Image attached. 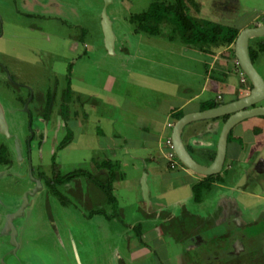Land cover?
Instances as JSON below:
<instances>
[{
    "label": "rangeland",
    "instance_id": "374dc122",
    "mask_svg": "<svg viewBox=\"0 0 264 264\" xmlns=\"http://www.w3.org/2000/svg\"><path fill=\"white\" fill-rule=\"evenodd\" d=\"M152 4L153 0H0V105L10 135L19 138L23 160L28 159L24 164L16 140L0 133V146H5L0 157L10 153L13 161L11 166L0 164V173H4L0 179L1 218L16 211L35 184L30 176L27 138L32 131L43 132L46 138L40 149L43 138L31 144V169L34 178L43 176L42 188L29 199L24 216L15 221L19 252L17 256L8 254V239L0 233V264H185L187 260L257 264L264 260V132L256 118L247 120L258 129L243 137V158L227 159L219 178L224 187L201 189L198 195L194 190L196 198L202 195L204 200L191 201L187 210L174 203L171 208L177 217L171 222L163 223L153 209L147 211L156 188L167 191L174 188L171 183H177L169 178L160 182L161 174L155 176L150 162L143 158L147 150L115 156L122 167L116 171L117 179H89L80 174L68 185L57 183V177L76 169L107 172L98 170L94 161L101 163L110 157L103 147L113 133L110 122L115 123L118 135L125 134L140 145L149 135L144 131L147 113L154 111L150 116L160 124L172 109L200 91L203 80L198 78L208 52L182 42L179 32L174 33L167 24L158 35L137 31L135 16L139 18ZM189 5L196 18L241 30L264 23V0H191ZM104 15L116 39L113 47L107 45ZM261 39L251 40L252 53ZM254 65L264 78V53L254 59ZM213 85L202 99H215L225 92L222 86ZM51 92L55 98L50 111L53 120L45 124L35 111L43 114L42 106L47 105ZM31 96L34 100L27 111ZM62 96L71 102L69 124L64 126ZM210 123L219 131L223 122ZM100 128L106 137L99 135ZM188 128L183 134L187 148L199 163L208 164V146L198 139L197 149H191ZM241 130L237 127L232 134ZM258 143H262L261 149ZM156 148H151L155 157ZM161 163L165 173H177L167 167L166 160ZM44 177L56 182V188H50ZM188 194L190 190L185 189L181 196L173 193L169 198L176 201ZM223 198L242 204L245 225L235 221L232 228L230 221L226 225L241 236L234 250H228L230 239L222 248L211 242L215 236L209 230L220 231L210 227V222H218L211 214ZM208 214L210 219L204 220ZM202 220L199 231L187 236L189 228ZM161 225L172 231L157 242Z\"/></svg>",
    "mask_w": 264,
    "mask_h": 264
},
{
    "label": "crops",
    "instance_id": "0c3cea01",
    "mask_svg": "<svg viewBox=\"0 0 264 264\" xmlns=\"http://www.w3.org/2000/svg\"><path fill=\"white\" fill-rule=\"evenodd\" d=\"M180 39L182 41V38ZM172 40H175V39H172ZM115 42H116V39H114V44ZM208 56H209V59L204 60V62H202V67L204 66V71H201L198 79L203 80V83H202L203 85L198 93L191 95L178 108L172 109L166 116L165 120H163L160 124L154 123L155 122L154 118L150 116L154 111H150L149 113H147V122L145 123L146 126H144L145 127L144 131L146 134H149V135L146 136L144 142H142L140 145H136L132 143L130 139L128 138V136L126 137L125 134L123 136L118 135L115 130L116 128L115 123L110 122L109 124L113 126V129H112L113 133L111 136H108L107 138L108 142L106 144H103L104 149L108 151L106 155L110 156L108 160L114 163L117 162L118 164L120 163L119 158L118 157L115 158V156H120V155L127 154V153L131 154V152L138 153L136 150H140V149L147 150V151H144L146 152L145 154H142L143 158L146 162H150L151 169L154 171L155 176L161 174L160 182L162 183L163 181H166L165 179L167 178H169V181L172 180V182H177L175 184L171 183L174 185L173 186L174 188L167 189V191H162L157 186L158 188L154 190L155 195L154 197L151 198L150 204H148V208H147L148 213H151L150 211L151 209H153V211L156 212V217L159 220L161 219L163 223L169 222L170 220L177 217V215L174 213V211L171 208L174 203L175 205L178 206V208H180V210L181 209L187 210L186 206L191 201L195 203L203 202L204 199L202 195L200 196V199L198 200L196 199V196L194 195V190L197 186L200 185L201 189H205V190H209L214 187H219V188L224 187L221 181L219 180L221 174L211 176L208 178V177L197 175L193 173L192 171H190L189 169L186 170L182 168L181 166L174 169L173 172L177 171V173H165L166 167L161 163L162 160H166L164 158L165 154L161 150L164 145L163 141L167 140L168 138H171V135H172L171 131L173 129V126L177 122L175 117L178 113H182V112L184 113V110L187 108H189L190 110L186 111L183 115H186L189 113L200 112V111H203L202 108L210 102L223 101L224 103H228V102L234 101L239 95H242V96L245 95L246 94V93L244 94L245 90L248 91V88L244 87L242 83V80L244 79L245 75L242 72L241 68L239 67L237 59L234 56H232V47L215 49L211 53H208ZM186 72H189V71H186ZM213 84L222 86L223 89H225V92L218 94L215 99L211 98L210 96L206 99H202V97L205 96L206 93L210 92L212 88H214ZM197 100H199V102L192 105V103H194ZM151 110H155V108H152ZM84 113L88 117V114L86 112ZM252 119H255V118H252ZM86 120L87 118H85V120L83 119L80 125L84 123ZM255 120H257L256 124H259V128H261L262 131L264 132V120L258 119V118H256ZM210 121L211 120L194 122L188 125L184 129V132H185V130L189 127L187 131V135H188V144L190 145L191 149L193 150L197 149V145L199 143L198 139L201 140V142L204 145L208 146L207 150L209 152V156L206 159V161L208 160L209 163L205 165L211 164L216 156L217 143H218L219 136L221 133V128L223 126L222 124L221 128L218 131V128L212 127V124L210 123ZM237 127H240L242 130H241V133L239 134L231 133L232 136L230 135L231 137H229L226 162H227V159L230 157L232 158V160H235V161H239L240 159L243 158L244 154L243 152L241 153L242 151L241 145L243 144V137H246L248 134L253 132L255 127L257 128V126L248 124L247 121L243 122L242 124L237 125L234 129H236ZM203 130L206 133L205 135L201 136L200 134H202ZM170 132L171 134H169ZM98 133L100 136L102 135V137H106L103 129L100 128L98 130ZM152 146H157L156 149L158 150L157 151L154 150L155 153L158 152L156 157L153 154V151L151 150ZM262 147H263L262 143H260L257 146V148H260V149ZM225 165H224V168H225ZM167 167H169L168 164H167ZM120 169H122V167ZM160 187H161V184H160ZM179 187H181V189H179ZM185 189L186 190L189 189L190 194L183 196L176 201L170 200L169 198L170 195H172L173 193H177L178 196H181L180 194L184 193ZM241 207H242V204L234 199H231L230 201H228L225 198H223L222 200L220 199L219 202H217L216 204V209L214 213L211 214L213 216L215 214V217L219 216L220 218L219 219L217 218L218 222L216 224H214L213 222L214 225L212 224V222H210L211 228L217 227V228H220V231L219 230L215 231V229H210L209 231L210 236L211 237L219 236L223 232L225 228L223 226H226V222H228L227 221L228 218L233 217L236 210L242 211ZM209 216L210 215L208 214L206 219L204 220H207ZM0 217H1V214H0ZM204 220H202V222L200 221V224L198 225L195 224L196 225L195 228L191 227L192 229L190 230V232L191 233L196 232L197 226L201 225ZM161 227H162V231L160 229V226H159V229L157 230L158 231V233L156 234V237H158L157 242L160 241V238L163 235H169L171 231V230H168L163 225H161ZM185 264H187V261Z\"/></svg>",
    "mask_w": 264,
    "mask_h": 264
},
{
    "label": "water",
    "instance_id": "95a60500",
    "mask_svg": "<svg viewBox=\"0 0 264 264\" xmlns=\"http://www.w3.org/2000/svg\"><path fill=\"white\" fill-rule=\"evenodd\" d=\"M104 18L106 22L105 33L107 36V45L108 47H113L115 39L114 33L110 28V22L107 16L104 15ZM263 37L264 23L256 27H247L241 30L234 44V53L238 65L252 84V89L246 96L211 109L186 114L173 126L171 135L173 151L175 152L181 164L197 175L211 177L220 174L223 171L224 165L226 163L229 136L232 130L245 120L256 117H264V106L254 107L255 105H258L264 101V79L256 69L251 59L249 50L251 40ZM227 116L228 118L225 121L219 136L214 160L209 165H203L199 163L190 153L183 140L184 129L194 122L216 120ZM0 132L3 135L8 137L10 136L9 128L4 118V112L1 105ZM16 145L19 157L22 159L18 139H16ZM1 176L2 174L0 175V178ZM30 176L33 182L36 184V187L24 195L23 201L16 211L6 216L5 225L1 232L3 236L9 237L10 245L13 248L10 253L13 255H17L20 248L18 242L19 233L15 225V221L24 216L26 209L30 205L29 199L34 197L42 188L41 180L33 177L31 166Z\"/></svg>",
    "mask_w": 264,
    "mask_h": 264
},
{
    "label": "trees",
    "instance_id": "16d2710c",
    "mask_svg": "<svg viewBox=\"0 0 264 264\" xmlns=\"http://www.w3.org/2000/svg\"><path fill=\"white\" fill-rule=\"evenodd\" d=\"M190 1L191 0H153V4L146 13H143L139 18L138 16H135V21L139 22L137 31L158 35L161 33V26L167 24L169 26H173L174 33L179 32L183 38V42L187 45L197 46L202 52L208 53H211L215 49L232 47V54L235 57L234 44L241 29L194 17L189 7ZM152 24H154L153 30H151ZM171 39L174 38L171 37ZM257 44V49L256 47H253V53L251 51V47L249 49L253 62L254 59H257L264 53V38H262ZM222 104H224L223 101H214L208 103L202 109H211ZM183 116V113H178L175 118L178 121ZM0 161H4L3 163H6L7 157H0ZM98 166L101 169L110 170L108 175L109 179L118 178L116 170L119 168V164L117 162L113 163L111 161H104L98 163ZM77 171L78 170L64 177H57V183L62 184L66 181H70L75 176H81L80 174H84V176H87L89 179L93 178L92 175L85 170L80 169L78 171L80 172L79 174ZM94 178H96V176ZM48 183L53 187L56 182L48 181ZM98 185L101 187L103 184L98 183ZM195 190L197 192L196 195H198V191L201 190L200 185L197 186ZM56 194L59 196L58 192H56ZM61 199L63 200L64 198ZM196 199L198 200V198ZM110 201H113L111 197Z\"/></svg>",
    "mask_w": 264,
    "mask_h": 264
},
{
    "label": "flooded vegetation",
    "instance_id": "af4514ba",
    "mask_svg": "<svg viewBox=\"0 0 264 264\" xmlns=\"http://www.w3.org/2000/svg\"><path fill=\"white\" fill-rule=\"evenodd\" d=\"M193 4H194V2H193ZM189 7H190V5H189ZM215 23H218V22H215ZM222 24V23H221ZM260 25V24H259ZM256 26H258V25H256ZM256 26H252V27H256ZM264 38V37H263ZM258 45V44H257ZM254 63V62H253ZM262 76V75H261ZM263 77V76H262ZM264 79V78H263ZM242 83H243V85H244V87H246V88H248V91H247V93L245 94V95H239L235 100H237V99H240V98H242V97H244V96H246L250 91H251V86H252V84H251V82H250V80L245 76L244 77V79L242 80ZM54 95H53V93L51 92V98L49 99V101H48V103H47V105L45 106H42L43 107V114L42 115H38L37 114V112L35 111V109H34V111H35V113H36V115L43 121V122H46L45 124H49V121H51V120H53V118L51 117V115H50V111L52 110V106H53V102H54ZM33 100H34V96H31V98H29L28 100H27V111H29V105L30 104H32V102H33ZM263 102V101H262ZM262 102L261 103H259L258 105H255L254 107H257V106H264V105H262ZM69 103H71V102H68V100L64 97V96H62V105H61V115H62V117H63V119L66 121V124H63V126L64 125H67V124H69V120H68V118H67V116H68V110H69ZM38 104H36V106H37ZM35 106V107H36ZM34 107V108H35ZM68 109V110H67ZM66 118H67V120H66ZM227 118H228V116L227 117H223V118H220V121L221 122H223L222 124H224L225 123V121L227 120ZM257 118V117H256ZM259 118H264V117H259ZM224 119V120H223ZM216 120H218V119H216ZM209 121V120H208ZM247 120H245V121H243V122H246ZM242 122V123H243ZM242 123H240V124H242ZM60 127H62V125L60 124L59 125ZM58 126V127H59ZM30 128H31V126H30ZM233 131V130H232ZM232 133V132H231ZM231 133H230V135H231ZM31 136V138L29 137V138H27V140H26V144H27V155H28V150H30L29 152V154H30V166H31V168H32V158H31V155H32V149H31V144L36 140V142L37 143H39L38 141H41L40 139L41 138H45V135H44V133L43 132H38V134H36L35 132H33L32 131V134L30 135ZM230 137V136H229ZM9 138H13V140L15 139H18V142H19V138L17 137V136H9ZM46 139V138H45ZM45 139H44V141H41V143H39V146H38V148L40 149V148H42V146H43V143L45 142ZM62 145V144H61ZM16 147H17V145H16ZM19 147H20V150H21V156H22V159H21V161L23 162L24 160H23V153H22V148H21V144H20V142H19ZM59 148H62V147H59ZM163 153L165 154V159L167 160V164H168V166L171 168V166H170V162H169V160L166 158V154L169 152V148H167L166 147V140H165V143H164V145H163ZM5 149V146L4 145H1L0 146V153L3 151ZM16 150H17V148H16ZM189 150V149H188ZM190 151V150H189ZM9 153V152H8ZM190 153H191V151H190ZM11 155H10V153L8 154V157H7V162L6 163H3L2 161H0V164L2 163V164H4V165H6V166H11L12 164H13V161H12V158L10 157ZM106 161H110V160H108V159H106ZM27 162H28V159L27 160H25L24 161V164H26L27 165ZM95 162V166H96V168L98 169V170H104V169H101V168H99V166H98V163L99 162H96V161H94ZM104 162V161H103ZM112 162V161H111ZM114 163V162H113ZM181 163V162H180ZM178 167H180V166H178ZM172 170H174V169H176V168H171ZM224 169V168H223ZM76 170H79V169H76ZM76 170H73L72 172H74V171H76ZM105 170H107V172L106 173H103V174H94L93 172H88L90 175H92V177L94 178L95 176L96 177H99V176H101V177H107L108 175H109V173H110V170L109 169H105ZM117 170H119V172H120V166H119V168L117 169ZM116 170V171H117ZM32 171H33V169H32ZM2 174V176L1 177H3L4 176V173H0V175ZM69 174H71V173H69ZM69 174H67V175H69ZM221 174V173H220ZM67 175H63L62 177H64V176H67ZM79 177L80 176H75L73 179H71L70 181H72V180H75V181H77L78 179H79ZM119 177H120V174H119ZM42 178H43V176H40V178H37V179H39V180H41V182H42ZM44 178H46V177H44ZM1 179V178H0ZM48 181H53V180H51V179H49V177H47L46 178V182H47V185L50 187V188H56L55 186H50L49 185V183H48ZM70 181H68V182H64V183H62V184H60L61 186H65V185H68L69 184V182ZM144 186L146 187V184H144ZM36 187V184H34L33 186H32V189H34ZM148 192V191H147ZM247 192V191H246ZM15 211V210H14ZM242 211H237L236 210V212L234 213V215H233V217H231V218H228V220L227 221H230L231 223H230V225H231V228H232V226H233V221H235L236 223H238V224H240L239 226H241V227H243L244 225H245V223L243 224V220H242ZM2 217V216H1ZM0 217V219L2 220V219H4L3 220V225H2V227L0 228V233H1V231L3 230V228H4V225H5V220H6V216L4 217V218H1ZM218 219L220 218L219 216L217 217ZM172 220H170L169 222H171ZM227 223L228 222H226V225H227ZM200 226H202V224L200 225ZM227 227V226H226ZM224 228V230H223V232L219 235V236H217V237H215V238H213L212 240H211V242L212 243H216L217 245H216V247L217 248H222V245L223 244H225V243H227V241H228V244H229V239H230V248L228 247V250H234V244H235V242L236 241H238V239L240 238L241 239V236H239L237 233H233L232 232V230L230 229V228ZM173 228V227H172ZM200 228V227H199ZM168 230H171L172 231V229H169V228H167ZM175 229V228H174ZM226 229V230H225ZM176 230V229H175ZM189 230H191L190 228H189ZM177 231V230H176ZM197 231H199V229L198 228H196V233H197ZM210 231V230H209ZM194 232H187V236H190L191 234H193ZM7 239H8V245L10 246V248H11V250L13 249L12 247H11V245H10V242H9V237H7V236H5ZM2 245H4L3 244V242H2ZM219 245H220V247H219ZM11 250L8 252V254L11 252ZM11 254V253H10ZM217 254H219V253H217ZM13 255V254H12ZM13 256H17V255H13ZM187 264H203L202 263V261H200V260H198V261H189V260H187ZM217 264V263H216ZM218 264H219V262H218ZM257 264H264V260H258V263Z\"/></svg>",
    "mask_w": 264,
    "mask_h": 264
},
{
    "label": "built area",
    "instance_id": "2783aa9c",
    "mask_svg": "<svg viewBox=\"0 0 264 264\" xmlns=\"http://www.w3.org/2000/svg\"><path fill=\"white\" fill-rule=\"evenodd\" d=\"M166 147L169 148V152L166 154V158L169 160L171 168H173V169L177 168L178 166L181 165V163L178 160L175 152L173 151L171 138H168L166 140Z\"/></svg>",
    "mask_w": 264,
    "mask_h": 264
}]
</instances>
